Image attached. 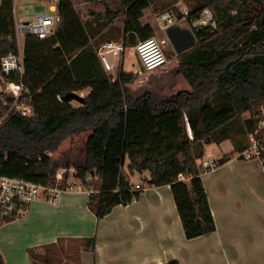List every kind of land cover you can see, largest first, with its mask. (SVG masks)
<instances>
[{"label":"trees","instance_id":"trees-1","mask_svg":"<svg viewBox=\"0 0 264 264\" xmlns=\"http://www.w3.org/2000/svg\"><path fill=\"white\" fill-rule=\"evenodd\" d=\"M83 1L104 11L83 20L73 0H58L56 31L45 39L25 37V73L6 79L25 85L35 114L24 117L12 110L14 98L0 92V176L65 190L69 174L58 180L60 169L47 153L70 137L90 133L73 175L93 178L90 207L99 220L138 200L143 191L132 189L131 176L147 173L144 185L171 186L187 239L214 233L202 161L207 145L231 140L237 148L242 140L234 141L235 134L248 138L257 129L256 114L264 108V0H185L192 3L189 18L209 9L217 28L194 31L197 44L175 52L190 90L164 99L150 92L134 96L129 86L138 75L120 71L113 77L98 54L109 41L132 49L155 36L154 27L142 22L151 0ZM173 12L179 21L184 18L182 11ZM18 51L13 0H2L0 56ZM86 90L78 106L61 100ZM245 113L249 117L243 121ZM84 248L95 251V239L74 244L59 239L28 254L33 264H79Z\"/></svg>","mask_w":264,"mask_h":264},{"label":"crops","instance_id":"crops-1","mask_svg":"<svg viewBox=\"0 0 264 264\" xmlns=\"http://www.w3.org/2000/svg\"><path fill=\"white\" fill-rule=\"evenodd\" d=\"M84 92L87 95L89 90ZM89 136L83 134L84 150ZM242 145L231 153H238ZM135 175L139 181L133 180ZM143 176L135 173L131 181L141 183ZM202 179L217 227L214 233L186 238L170 185H144L138 200L114 207L100 220L90 207V195L75 189L53 204L39 200L25 217L8 222L9 231L15 225V231L22 229L26 237L10 239L6 247L0 244V258L4 264H33L30 248L59 239L72 244L95 239V251L84 248L79 264H264V174L260 165L233 157ZM259 186L261 193L253 191Z\"/></svg>","mask_w":264,"mask_h":264},{"label":"built area","instance_id":"built-area-1","mask_svg":"<svg viewBox=\"0 0 264 264\" xmlns=\"http://www.w3.org/2000/svg\"><path fill=\"white\" fill-rule=\"evenodd\" d=\"M96 3H106L115 0H92ZM2 0H0V6ZM56 6V5H55ZM55 14L46 12H38L33 18L27 21L15 19V35L18 41L19 51L17 53H8L0 56V68L3 79L6 82V94L14 98L12 110L17 111L24 117H31L35 114L29 90L20 82H9V78L14 73H25V59L23 47L20 43V37L24 39L27 35L35 36L39 39H45L51 36L57 29L61 18L56 9H52ZM184 18L179 21L172 11H167L156 16V22L161 29L165 31L166 27L184 22L185 25L193 31H198L205 27H210L212 30L217 28L213 14L209 9H204L199 17L189 18V11H182ZM125 47L121 43L107 42L98 50L100 60L107 73L115 72V69L110 62L109 55L112 53L123 54ZM136 54L140 60L143 71L153 72L162 68L167 63V58L161 47L160 42L155 38H148L140 41L135 46ZM114 74V73H113ZM257 129L248 137V142L243 150L237 153L238 159L244 161H256L264 174V108L262 107L256 114ZM52 158L53 154H48ZM41 160V158H39ZM219 167L216 161H202V168L205 171H214ZM74 168V167H73ZM72 168V170H74ZM65 171H67L65 169ZM73 172V171H71ZM75 172V171H74ZM148 174H144L141 183H131L134 190L145 191L144 183ZM63 179V173L58 174V180ZM180 180H186L184 176ZM93 178L85 177L84 181L77 179L73 174L69 175L67 180V188L62 190L58 187H48L42 184H36L21 178H13L8 176H0V224L5 220H18L25 216L29 205L39 201L42 198L56 203L59 197L65 193L75 189L86 192L89 195L96 191L88 187Z\"/></svg>","mask_w":264,"mask_h":264},{"label":"rangeland","instance_id":"rangeland-1","mask_svg":"<svg viewBox=\"0 0 264 264\" xmlns=\"http://www.w3.org/2000/svg\"><path fill=\"white\" fill-rule=\"evenodd\" d=\"M58 0H13V16L14 19H22L24 21L33 18V16L38 12H46L48 14H55L51 11V5H56ZM75 4V8L81 18L91 19L92 16L98 12L104 11L100 5L95 3H88L84 2L83 0H73ZM177 1L178 5H177ZM152 5L150 8L145 10L144 17L142 22L144 24H150L154 26L156 31L155 38L160 42L161 47L164 51L165 56L167 57V63L164 67L159 68L153 72H146L143 71L141 67L140 60L136 54L135 48H125L123 54L112 53L109 55L110 62L112 63L115 72L109 73L113 77H117L118 73L120 72L121 68L125 73H135L138 75L136 77L135 82L129 86L130 92L138 97L145 93H152L158 99L169 98L175 96L181 91L190 90V85L187 80L184 78L182 74L178 72L179 62L178 58L176 57L175 50L172 47L171 43L169 42L168 37L166 36L165 31H163L160 25L156 22V16L163 13L164 11H185L191 10V2H187L185 0H151ZM167 10V11H166ZM178 10V11H177ZM256 11H259V8H256ZM174 13V12H173ZM176 14V13H174ZM177 15V14H176ZM20 43L22 47H24L25 39L23 36L20 37ZM116 43V42H115ZM4 80L0 79V92L6 93V85L4 84ZM6 84V82H5ZM81 96H85L82 93H78ZM73 105L78 106L79 102L73 101ZM249 117V114L245 113L242 120L244 121ZM235 140L239 139L243 142L248 141L247 137H244L242 134H235ZM83 135L81 136H74L66 139L62 145L60 146L58 151L55 152H48L47 154H53L51 160L55 164V166L60 169V173L65 175L67 172L69 175L74 174L75 169L73 168L75 165L80 164L84 160V140L82 139ZM235 143V142H234ZM232 144L231 140L224 141L223 143H211L206 146V152L204 155L203 160L205 161H216L217 159L223 157L226 154L231 153L232 151H237L236 146ZM234 157H237V153L234 154ZM71 164V165H70ZM72 168L74 170H72ZM65 169L67 171H65ZM73 171V172H71ZM206 174V173H205ZM134 181H139V176L136 175L132 177ZM209 183L210 179L206 180ZM247 185V184H245ZM259 191L261 193V188L253 191ZM250 191H252V187H250ZM96 197L91 198V205H95ZM250 200V199H248ZM38 202V201H36ZM33 202L29 205V209L33 204ZM40 202H48L53 204L52 201H48L44 198L40 200ZM27 212L25 216L27 215ZM24 216V217H25ZM244 216H246L244 214ZM232 215L228 217L227 220L231 219ZM10 222L9 220H5L3 223L0 224V244L3 247H6L8 240H17L20 241L22 238L26 237L23 233L22 229L19 231H15V225L10 227V230L7 228L6 224ZM34 222V221H33ZM4 225V228L2 227ZM35 227V226H34ZM34 227H30L27 230L30 232L34 230ZM234 227V226H232ZM4 231L1 232V230Z\"/></svg>","mask_w":264,"mask_h":264},{"label":"water","instance_id":"water-1","mask_svg":"<svg viewBox=\"0 0 264 264\" xmlns=\"http://www.w3.org/2000/svg\"><path fill=\"white\" fill-rule=\"evenodd\" d=\"M166 36L177 54L183 53L197 44L195 32L186 27L184 22L174 24L165 28ZM83 96L78 93H70L61 98L63 102H83Z\"/></svg>","mask_w":264,"mask_h":264}]
</instances>
